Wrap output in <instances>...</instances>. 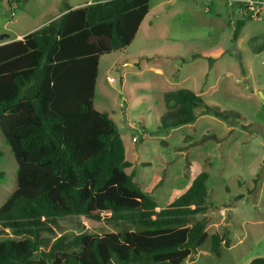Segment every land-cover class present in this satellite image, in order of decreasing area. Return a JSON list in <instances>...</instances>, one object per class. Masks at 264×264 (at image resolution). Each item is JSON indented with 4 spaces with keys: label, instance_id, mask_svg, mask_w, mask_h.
I'll return each mask as SVG.
<instances>
[{
    "label": "trees",
    "instance_id": "obj_1",
    "mask_svg": "<svg viewBox=\"0 0 264 264\" xmlns=\"http://www.w3.org/2000/svg\"><path fill=\"white\" fill-rule=\"evenodd\" d=\"M150 0H99L63 13L23 39L0 45V130L19 166L0 207V264H183L209 238L208 172L158 210L134 173L116 121L95 108L103 55L129 46ZM161 128L203 114L240 118L188 88L164 92ZM80 217L105 234L57 238L42 232ZM227 234L211 235L220 257ZM250 264H264V256Z\"/></svg>",
    "mask_w": 264,
    "mask_h": 264
},
{
    "label": "rangeland",
    "instance_id": "obj_2",
    "mask_svg": "<svg viewBox=\"0 0 264 264\" xmlns=\"http://www.w3.org/2000/svg\"><path fill=\"white\" fill-rule=\"evenodd\" d=\"M96 1L0 0V43L42 27L68 5ZM150 1L151 13L135 41L101 57L94 106L116 121L132 164L127 171L154 197L158 210L184 193L199 173L210 174L209 238L183 264H250L264 256V19L221 25L213 11H206L213 2ZM148 46L150 53L164 55L135 64ZM179 88L241 117L224 120L207 113L193 124L162 129L164 92ZM18 173L0 130V207L16 189ZM111 231L94 229L80 217L60 219L52 231L42 232L49 243L43 250L62 236ZM214 233L227 234L220 257L211 251Z\"/></svg>",
    "mask_w": 264,
    "mask_h": 264
},
{
    "label": "crops",
    "instance_id": "obj_3",
    "mask_svg": "<svg viewBox=\"0 0 264 264\" xmlns=\"http://www.w3.org/2000/svg\"><path fill=\"white\" fill-rule=\"evenodd\" d=\"M211 10L209 9V11H213L214 15H213V20L219 22L221 25L227 24V25H243L245 23V21L247 19L243 18V16L238 13L234 8H231V10L229 8L226 7V5L224 3H222L221 1H214L211 5ZM151 1H150V11L149 13L146 15L145 19L143 20V22L141 23L139 30L134 38L133 41H135V39L137 38L139 31L143 25V23L145 22V20L147 19V17L150 15L151 13ZM207 11V10H206ZM151 23V22H149ZM28 34V33H22V34H18L16 37L8 39L2 43H0V45L8 43V42H12L15 40H20L23 39L24 36ZM133 43V42H132ZM131 43V44H132ZM150 47H144L143 49H141L140 54H139V61H137L135 64H137L138 62L141 63L140 66H143V64L148 63L149 60L151 58H153L155 55H164V54H159L156 53L155 51H152V53H150V51L148 50ZM123 50V49H122ZM121 51V50H120ZM117 52V51H116ZM153 54V55H152ZM170 56V55H167ZM173 56V55H172ZM174 56H178V54L174 55ZM101 61V59H100ZM141 61V62H140ZM125 64H130L133 65L134 63H130L129 61H125ZM100 65V64H99ZM142 68V67H141Z\"/></svg>",
    "mask_w": 264,
    "mask_h": 264
},
{
    "label": "built area",
    "instance_id": "obj_4",
    "mask_svg": "<svg viewBox=\"0 0 264 264\" xmlns=\"http://www.w3.org/2000/svg\"><path fill=\"white\" fill-rule=\"evenodd\" d=\"M208 3L221 1L226 6L234 8L245 19H264V0H204ZM208 11L209 8H206ZM110 79V78H108Z\"/></svg>",
    "mask_w": 264,
    "mask_h": 264
}]
</instances>
